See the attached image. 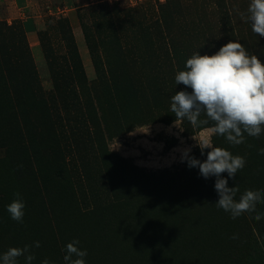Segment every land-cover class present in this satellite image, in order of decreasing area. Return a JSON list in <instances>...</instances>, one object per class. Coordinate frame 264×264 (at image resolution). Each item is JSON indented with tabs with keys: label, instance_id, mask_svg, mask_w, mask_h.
Instances as JSON below:
<instances>
[{
	"label": "rangeland",
	"instance_id": "obj_1",
	"mask_svg": "<svg viewBox=\"0 0 264 264\" xmlns=\"http://www.w3.org/2000/svg\"><path fill=\"white\" fill-rule=\"evenodd\" d=\"M249 4L112 0L91 7L82 24L103 71V61L112 64L114 91L104 73L91 86L76 65L81 90L70 87L58 97L55 72L67 50L54 24L66 17L42 14L39 38L46 40L35 53L22 19L0 0V256L29 245L31 264H65L66 245L78 240L86 264H264V215L232 219L215 205L216 177L205 179L184 157L185 150L201 151L193 137L244 157L234 177L221 174L228 187L239 186L238 201L246 190L264 192V131L232 145L211 132L212 121L193 127L170 110L175 92H191L175 76L194 53L213 55L236 41L264 63V37L247 20ZM5 55L21 56L27 75L31 64V79L7 77ZM152 122L161 124L127 135ZM17 192L25 203L22 222L7 211ZM256 209L264 214V203ZM170 227L185 233H164ZM18 264H27L24 256Z\"/></svg>",
	"mask_w": 264,
	"mask_h": 264
},
{
	"label": "clouds",
	"instance_id": "obj_2",
	"mask_svg": "<svg viewBox=\"0 0 264 264\" xmlns=\"http://www.w3.org/2000/svg\"><path fill=\"white\" fill-rule=\"evenodd\" d=\"M247 12L252 31L264 37V0H250ZM185 68L176 74L175 83L191 88V92L182 90L171 97L170 110L176 120L186 119L193 127L205 125L210 120L213 122L211 132L224 136L232 145L243 143L245 133L251 137L260 136L264 131V63L256 55H249L242 43L229 41L213 55L194 53L187 59ZM202 114L205 119H201ZM193 138L201 154L204 149H211L207 159L201 162L188 156L190 149L185 150L184 157L188 167H198L199 174L205 179L216 177L214 187L219 200L215 205L230 213L232 219L247 212L256 213L254 219L259 221L264 214L258 213L256 206L264 203V192L246 190L237 201L239 186L228 187V180L221 177L225 172L228 177H234L245 166V158L215 147L208 137ZM259 152L264 155V148ZM14 195L7 211L13 221L22 222L25 203L19 192ZM78 245V240L66 245L65 264H86L87 251ZM34 246L40 247L39 242ZM31 247H11L0 260L2 264H18V258L24 256L27 264H31L35 258L30 252ZM42 264L50 262L45 259Z\"/></svg>",
	"mask_w": 264,
	"mask_h": 264
},
{
	"label": "crops",
	"instance_id": "obj_3",
	"mask_svg": "<svg viewBox=\"0 0 264 264\" xmlns=\"http://www.w3.org/2000/svg\"><path fill=\"white\" fill-rule=\"evenodd\" d=\"M110 1L112 0H1L3 4L10 7L17 17L22 19L23 30L27 35L30 47L35 53H38L42 45L39 38V32L41 31L40 18L42 14L48 10L50 14L56 13L66 17L70 21L75 36L88 84L96 80V72L83 34L82 17L89 8ZM108 78L110 80L109 90L114 91L112 80H116V73H109ZM158 124L161 123L152 122L135 126L137 130L134 129L128 132L127 135L136 134V131L139 129L157 126ZM139 141H142V139H139Z\"/></svg>",
	"mask_w": 264,
	"mask_h": 264
},
{
	"label": "trees",
	"instance_id": "obj_4",
	"mask_svg": "<svg viewBox=\"0 0 264 264\" xmlns=\"http://www.w3.org/2000/svg\"><path fill=\"white\" fill-rule=\"evenodd\" d=\"M102 14H104V13H101L99 15L98 14H94V15L97 17V19H99V16L102 17L101 16ZM97 22H99V20ZM100 24L98 23L99 26H100ZM93 26L91 25V27H93ZM54 27H55V31L60 36V40L62 41V43L64 44V47L67 50V52L64 55L60 56L62 59L61 65L59 66L58 70L55 72V76L57 78L54 79V81H55L54 89H55V91L59 97V95L63 94V92L67 88L70 89V87H72L71 90H74V88L80 89L81 83L77 78V71L78 70L76 68V65L80 69V71L83 75L84 81L86 83H88V80L86 77V73H85V70H84V67L82 64L80 54L78 52V47H77V44L75 41V36H74L73 30H72L70 21L67 18L60 17L59 19L56 20ZM93 28L96 31V33H98L99 28H98L97 24ZM82 30H83L84 37L86 40V44L88 46L90 55L92 57L93 65H94L95 72H96V80L90 84L91 86H93V85H96L100 81L101 78H103L102 77L103 73H104V76H106V77H108L109 73L112 74L111 72H112L113 68H112V64L110 62L105 63V61H103L104 66L106 64V67L104 69L106 72L103 71V69L101 68V65H102L101 59L97 53L96 47L94 45V41H93L91 35L89 34L88 29L83 24H82ZM45 40H46V38L44 37L43 33H40V41H41L42 45L44 44ZM71 50L75 51L74 53L76 56L73 57V53H71ZM74 58H76V60H74ZM2 62H3V67H4V73L7 77L16 76V77H20L21 79H24V80H26V78L29 80V79H31L29 77V75L34 74L33 73L34 68L31 64H29V71H30L29 74L27 75V73L26 74L24 73V68H25L24 62H25V60H23V58L19 55H10V56L5 55V57H3ZM63 81H64V84L62 85ZM203 128H206V127H202L200 129H203ZM204 151L208 153V150L207 151L203 150V152ZM203 156H204V153L201 154V151H196L195 154L192 155L191 157H195L196 159H198L202 162V160L204 158ZM199 212H201V209L199 210ZM197 213H198V211H196V214ZM196 218L201 219V221L199 220L200 222H204V220H203L204 218L203 219L199 218V217H196ZM165 229H167V230H165L164 233H170V234L185 233L184 229H178V230H182L181 232H178V233H171L170 232L171 229H177V228L170 227V228H165Z\"/></svg>",
	"mask_w": 264,
	"mask_h": 264
},
{
	"label": "bare ground",
	"instance_id": "obj_5",
	"mask_svg": "<svg viewBox=\"0 0 264 264\" xmlns=\"http://www.w3.org/2000/svg\"><path fill=\"white\" fill-rule=\"evenodd\" d=\"M155 224V223H154ZM160 224V223H159ZM158 225V224H157ZM161 226V225H160ZM147 228H149V227H147ZM163 228V227H162ZM143 229V228H142ZM150 229V228H149ZM140 230V229H139ZM156 230V229H155ZM166 230V229H165ZM134 231V230H133ZM157 231V230H156ZM155 231V232H156ZM208 231H209V229H208ZM162 232V231H161ZM209 233V232H208ZM168 234V233H167ZM128 235V234H127ZM132 235H134V234H132ZM158 235V234H157ZM144 236V235H143ZM150 237V236H149ZM140 238V237H139ZM159 238V237H158ZM182 238V237H181ZM134 239H136V238H134ZM143 239V238H142ZM151 239V238H150ZM155 239V238H154ZM124 240V239H123ZM128 240V239H127ZM131 241V240H130ZM143 241V240H142ZM159 241V240H158ZM145 243V242H144ZM153 244V243H152ZM155 244V243H154ZM129 245V244H128ZM139 245V244H138ZM133 246V245H132ZM140 246V245H139ZM142 246V245H141ZM143 246H145V245H143ZM148 246V245H147ZM154 246V245H153ZM135 249V248H134ZM140 249V248H139ZM149 249V248H148ZM185 249V248H184ZM128 251H129V249H128ZM119 252V251H118ZM123 255V254H122ZM129 258V257H128ZM186 258V257H185ZM102 261V260H101ZM192 261V260H191ZM91 264H92V262H91ZM156 264V263H155Z\"/></svg>",
	"mask_w": 264,
	"mask_h": 264
},
{
	"label": "built area",
	"instance_id": "obj_6",
	"mask_svg": "<svg viewBox=\"0 0 264 264\" xmlns=\"http://www.w3.org/2000/svg\"><path fill=\"white\" fill-rule=\"evenodd\" d=\"M158 1L163 2V1H165V0H158Z\"/></svg>",
	"mask_w": 264,
	"mask_h": 264
}]
</instances>
